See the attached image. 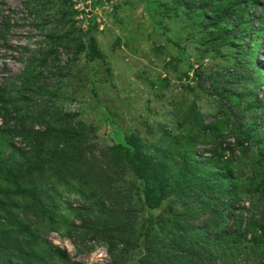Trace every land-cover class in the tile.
Wrapping results in <instances>:
<instances>
[{
	"label": "rangeland",
	"instance_id": "rangeland-1",
	"mask_svg": "<svg viewBox=\"0 0 264 264\" xmlns=\"http://www.w3.org/2000/svg\"><path fill=\"white\" fill-rule=\"evenodd\" d=\"M247 1L27 0V8L22 0H0V79L16 78L40 47L46 61L36 84L44 88L30 100L51 108L44 124L60 136L42 142V151L64 150L67 166L75 168L44 178L41 192L54 198L59 233L54 225L32 226L33 212L25 208L33 197L23 204L22 189L4 184L12 194L0 198V231L14 215L24 236L26 228L41 233L29 235L28 264H112L107 233L122 225L125 243L112 247L123 259L118 264L174 261L178 252L167 239L192 228L212 246V264L263 263L264 0L247 7L251 18L243 26L239 10ZM55 12L64 17L60 24L53 23ZM24 104L11 106L9 126L25 115ZM39 125L33 126L40 131ZM1 140L16 171L23 164L20 139L13 133ZM113 150L121 171L103 163L101 154L114 156ZM27 163L37 168V159ZM214 167L223 170L221 181ZM25 171L21 166L16 181ZM165 178L180 190L205 184L215 200L180 195L174 204ZM85 197H100L105 211L95 208L89 218ZM14 228L21 231L18 223ZM40 240L56 260L39 255ZM187 242L180 238L176 248Z\"/></svg>",
	"mask_w": 264,
	"mask_h": 264
},
{
	"label": "trees",
	"instance_id": "trees-1",
	"mask_svg": "<svg viewBox=\"0 0 264 264\" xmlns=\"http://www.w3.org/2000/svg\"><path fill=\"white\" fill-rule=\"evenodd\" d=\"M206 1H210V0H206ZM22 2H23V6H26L27 4V8H30V4L26 3L27 0H22ZM255 4L256 3L253 0L247 1L245 10H239V16L245 17L243 19L245 20V22L243 23V26H246L249 22L248 20L251 18L248 14L247 7L255 6ZM234 16L235 18L237 17V15H234ZM215 18L218 20H222V18L219 17L217 14L215 15ZM63 20H64L63 15L60 13H57L56 15V12H55L53 16V23L60 24V22H63ZM45 33H46V30H45ZM50 34H51V31L46 33L45 36L43 37L44 39L47 40V42H49L50 38L52 37V35ZM33 53L34 54L29 56L28 61L26 63L24 62L26 64V67L23 70V72H21L16 78L9 80V78L3 76V78L1 77L0 79V82H1L0 84V120L2 121V123L0 124V146H3V144L1 143L2 137L7 138L9 137V134L11 137L13 136V133H14L17 135V137H19L20 143L22 144L21 146L23 148L21 150V153L23 155V159H22L23 164L20 165V167L16 171L14 170L12 166L7 165L9 163H7V161L4 159L3 153H1V150H0V177L5 176V183H2V186L0 187V198H2L3 196L6 197L7 194L8 195L12 194L9 187H4V184L6 185L10 184V186L18 185L22 189L19 196L23 199L22 201L23 204H28L27 198L33 197L32 203L30 205L31 207L25 208L27 212H29V210L33 212L31 215V219H28L31 225L36 226L38 224L37 227H40L41 225L44 224L45 226H48L49 228H51L54 225L52 231L59 233L60 225L59 226L57 225L58 227H55L56 225L55 219L57 221L59 220L55 216L56 203L55 201L52 200L54 198H50L48 194L46 195L41 192L45 188V186H43L45 183L44 178L45 176L50 175L53 172H55V170L57 171L63 170L65 173L69 174L68 171H70V169H75V168H73V165L67 166L68 158L67 157L65 158L66 156L65 154L67 153L66 152L63 153L64 150L63 151L60 150L63 153V155H61L62 153L57 150L46 151V152L42 151V148H43L42 142L48 141V140H55V139L58 140L60 136L58 134L55 135L54 133H52L53 129L50 128L51 125L50 127H48L49 125L47 123L44 124L46 116H47V111H52L51 108L45 105V103L42 102L41 100H39L37 103L32 102L30 100L31 98L30 95H32L33 90H35L36 88L38 89L44 88L43 86L42 87L37 86L36 81L41 76V67L44 65V62L46 61V56L42 54L40 47L37 48L36 51H33ZM6 81H11V85L10 86L4 85V82ZM16 103H19L21 106L23 103H26L24 104V106H27L25 107L27 110H26L25 115H22L21 118H18V121H15L16 123L13 126H9L8 122L14 119V116L11 117V115H13V110L10 111V108L12 105H15ZM30 112H35L37 116L31 117L29 115ZM14 114L15 116H18L19 112L14 113ZM35 123L40 124L39 126L42 128L40 129V131L38 129H35V127L33 126ZM48 129L51 131V133L46 132V130ZM101 155H102L103 163L105 164V166L108 167L109 170H111V172H112V169L121 171V168L117 169L113 165L115 164V162H118V163L120 162L119 159L116 158L115 151H114V156H112L111 154L108 155L105 153H102ZM42 156L47 157V158H44L45 160H41ZM259 157H262V154H260ZM31 159H37L38 163H37L36 169L30 168L29 164L27 163V161ZM206 161H211V160L206 159ZM11 163L13 164V162ZM263 163H264V156H263ZM87 165L88 164H86V166ZM21 166H25L26 171L24 173V176L20 177V179L16 181L15 176H16V173L20 172ZM83 168H84V164H83ZM214 168L216 169V173L220 176V181H221V179L225 177L223 175L224 174L223 170L220 169L219 167H214ZM32 173H36V176H37L36 182H34L35 185L30 184L28 180V178L32 176ZM86 184H89V181H87ZM116 186L119 191L121 185H116ZM166 186L167 187L169 186L172 192V196H169V197L176 198L175 201L172 202L174 204H178L179 202L178 196L180 195L181 196L189 195V197H191L190 198L191 200H196L197 198L200 197L201 202H203L202 200H205L204 198H207V197H208L207 200L208 199L212 200L211 197L213 198L214 196L213 193L212 195L210 194L209 186L202 184L200 182L192 183V186L189 189H186L184 187V190H180L179 188H177V186H174V187L170 186L168 178H165L164 187ZM37 189L39 190L38 192H37ZM102 198H105L106 200H109V201L112 200L110 198V194L107 192H102ZM190 199L188 201H190ZM213 200H215V197L213 198ZM200 201L197 203H200ZM101 202L102 201L100 197L96 199L91 198V197L89 198L85 197V204L89 206L87 210V214L89 218L95 216L96 214V212H94L95 208H97V211L99 210L105 211L103 204ZM181 202L183 203L182 200ZM186 205L188 206V204ZM208 206L211 210L213 209V206L212 207H210V205ZM186 211L188 212V214H192L191 211L189 210H186ZM8 217H9L10 222L9 221L7 222L8 224L5 230L0 231V236L2 237L0 238V264H12V260L10 259L11 256L16 261L13 264H28L27 260H29V258L33 254V252L32 251L30 252L29 250V246H30V243L28 241V238L30 237L29 235L34 236L35 233L37 235H40L41 233H38V232L32 233L30 228H26V236H24L23 230L25 229V227L23 226V222L21 221V218L14 216V215H8ZM33 219L35 221H33ZM16 223L19 224L21 231L20 230L16 231V228H14ZM131 226H133V224L132 225L130 224L129 229H131ZM40 228H43V227H40ZM118 229H119L118 231H110L109 233H107L108 236H107L106 242L110 247L109 248L111 252L110 256L113 261L112 264H118L119 262H122L123 260L122 257H120L119 255L112 254V247L117 248L119 244L123 245L128 235L127 227L122 225L121 227L119 226ZM189 230H190L189 232L183 233V235L172 233L171 234L172 237H169L167 239V242L171 244V247L169 248H171L172 252L176 251L178 253L174 255V259H175L174 261L172 257H169L166 259L161 257V259L164 260L163 264H212L211 253H210V251L212 250L211 248L212 246H208L203 243L205 238L198 234L200 229L192 228ZM132 232H135V231L132 230ZM66 236L70 237V233L66 234ZM154 238L158 241L156 245L158 246L160 241L157 238V236H154ZM180 238L183 240L188 238V242L184 249H181V246H177L176 248V244ZM174 239H177V240L173 241ZM38 242H39V248H40L39 255L44 260H46L47 258L50 259L51 261L56 260L54 253L51 250H49V248L46 247V249H43V246H45L43 241L40 240ZM137 244L138 242L135 243L136 246ZM126 247L125 249L121 251L122 254H125V252L127 251ZM45 250H49L48 253L47 252L44 253ZM161 251L163 252V250H160L159 254H161ZM168 251L169 249L164 254L167 255ZM9 254L11 255L9 256ZM59 255L65 256V253H62V254L60 253ZM5 256L7 258H4ZM156 256H157V253H156ZM142 257L143 258L141 260L143 261L145 258V254ZM263 257H264V254H263ZM215 258L217 257L215 256ZM168 259H172V262H169ZM39 260L40 258L38 259V261ZM157 261L159 262V264H162V262L158 258H157ZM262 264H264V261Z\"/></svg>",
	"mask_w": 264,
	"mask_h": 264
}]
</instances>
